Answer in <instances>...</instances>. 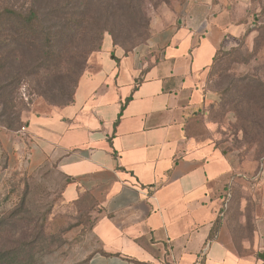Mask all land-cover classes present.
I'll use <instances>...</instances> for the list:
<instances>
[{"label": "crops", "instance_id": "0c3cea01", "mask_svg": "<svg viewBox=\"0 0 264 264\" xmlns=\"http://www.w3.org/2000/svg\"><path fill=\"white\" fill-rule=\"evenodd\" d=\"M159 12L148 41L128 55L120 48L114 55L107 40L75 102L32 115L18 143H30L32 167L58 162L71 179L67 202L93 199L105 253L89 264H252L225 220L211 237L218 191L236 168L192 133L214 56L248 25L230 0H190L184 9L176 1Z\"/></svg>", "mask_w": 264, "mask_h": 264}, {"label": "rangeland", "instance_id": "374dc122", "mask_svg": "<svg viewBox=\"0 0 264 264\" xmlns=\"http://www.w3.org/2000/svg\"><path fill=\"white\" fill-rule=\"evenodd\" d=\"M176 1L183 9L190 2L107 0L108 12L98 6L84 12L83 25L67 28L59 48L36 42L9 49L0 71V218L26 199L25 209L19 212L22 221L7 224L3 240L4 244L15 240L23 245L34 234L38 243L32 251L33 264H89L100 250L93 231L97 208L90 199L64 202L67 176L55 159L32 167L31 145L20 146L19 130L32 115H51L71 100L79 73L100 66L107 40L113 44L114 55L119 48L144 45L154 20L163 13L159 11ZM230 2L248 26L234 44L223 48L225 57L216 63L213 78L206 80V101L193 114L192 133L200 143L212 142L229 154L236 173L218 191L221 217L234 234L238 252L252 264H264L258 256L264 251V123H259V118L264 119L259 110V100H264V84L259 82L264 81V0ZM39 4L45 9L46 23L65 24L69 12L56 17L55 2L41 0ZM241 90L242 113L238 116L231 102ZM11 112L13 126L8 117ZM36 224L37 230H31ZM24 256L30 259L28 251Z\"/></svg>", "mask_w": 264, "mask_h": 264}, {"label": "trees", "instance_id": "16d2710c", "mask_svg": "<svg viewBox=\"0 0 264 264\" xmlns=\"http://www.w3.org/2000/svg\"><path fill=\"white\" fill-rule=\"evenodd\" d=\"M40 1L41 0H0V71L3 69L9 57V49L14 45H32L36 42H39L44 46L47 45L51 46V48H59L64 35L67 32V28H70L71 25L78 27L83 25L85 19L84 12H90L89 9L94 6H98L103 10V12H108L109 9L108 5L106 4L107 0H52L55 2L54 7L52 8L54 16L58 17L60 12H69L67 13L65 24L62 27H58L54 24H48L45 22L43 16L46 15V12L43 6L39 4ZM128 2L131 3V0H128ZM249 31L250 30H248V32ZM110 34L112 33L110 32ZM114 45H118L115 40ZM223 48L217 51L210 65L207 77L208 82L213 78V70L216 63L225 57L226 52H223ZM99 50H102V47H100ZM132 50L124 49L126 55H128ZM86 70L84 69L81 73H79L71 95V100L64 104L61 108L71 105L75 102L76 88ZM259 82L264 84V81L259 80ZM242 91L243 90H241L238 97L231 102L235 104V111L238 113V116L242 113ZM254 92L255 90H252V97ZM13 98L14 97L12 96V99ZM259 103V110L263 111L262 118H264V100H259ZM13 113L14 112L8 114L10 126H13ZM255 117L259 118L260 115L253 116L251 121H256L253 120ZM261 120L263 121L264 119L259 118V123H264ZM69 181H71V179L67 177L66 182L68 183ZM87 199L93 201L91 196L88 194L83 195L79 200L74 202H67L63 197L64 202L72 204L84 202V200ZM93 205L95 207V204ZM25 207L26 199L22 200V202L17 208L13 210L11 214L4 216V218H0V264H33L32 261L34 254L32 251L34 250L35 244L37 242V239L32 237L34 234L31 236V241L28 243L25 242L23 245L17 244L15 240L9 244H4L3 240L5 234L7 233V230L5 229L6 225L10 224L11 222H17L18 220L22 221V218H19V212L24 210ZM222 220L223 219L220 213L211 231V237H213L218 231ZM37 228V224L36 226H31V230L35 231ZM27 251L29 252L30 259L24 256ZM97 252L105 253L102 249L98 250Z\"/></svg>", "mask_w": 264, "mask_h": 264}, {"label": "built area", "instance_id": "2783aa9c", "mask_svg": "<svg viewBox=\"0 0 264 264\" xmlns=\"http://www.w3.org/2000/svg\"><path fill=\"white\" fill-rule=\"evenodd\" d=\"M26 131H27V127H26V125H24V126H22L21 129L19 130V133H20V134H23V133H25Z\"/></svg>", "mask_w": 264, "mask_h": 264}, {"label": "water", "instance_id": "95a60500", "mask_svg": "<svg viewBox=\"0 0 264 264\" xmlns=\"http://www.w3.org/2000/svg\"><path fill=\"white\" fill-rule=\"evenodd\" d=\"M258 256H259L260 259L264 260V251L259 252Z\"/></svg>", "mask_w": 264, "mask_h": 264}]
</instances>
